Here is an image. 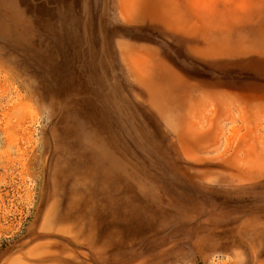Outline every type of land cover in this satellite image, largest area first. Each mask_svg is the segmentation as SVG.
<instances>
[{
  "label": "rangeland",
  "instance_id": "obj_1",
  "mask_svg": "<svg viewBox=\"0 0 264 264\" xmlns=\"http://www.w3.org/2000/svg\"><path fill=\"white\" fill-rule=\"evenodd\" d=\"M0 264H264V0H0Z\"/></svg>",
  "mask_w": 264,
  "mask_h": 264
}]
</instances>
